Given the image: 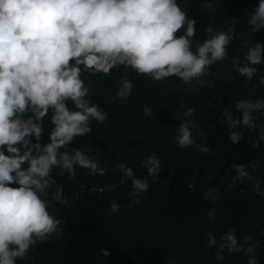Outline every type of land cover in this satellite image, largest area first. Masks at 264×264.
<instances>
[{"label": "clouds", "instance_id": "1", "mask_svg": "<svg viewBox=\"0 0 264 264\" xmlns=\"http://www.w3.org/2000/svg\"><path fill=\"white\" fill-rule=\"evenodd\" d=\"M216 3L205 0L208 9ZM241 20L246 32H236L233 20L219 27L210 22L203 39L193 40L196 21L178 0H0V264H17L31 245L64 226L48 211L49 197L65 203L63 186L52 175L55 168L69 177L77 168L94 176L106 172L100 160L72 146L75 137L91 131L92 121L106 119L101 105L90 100L82 72L109 74L124 66L156 81L175 76L203 84L210 66L227 61L238 78L253 81V91L222 107L218 120L226 125L231 144L254 133L252 147H264V122H259L264 117V74L256 68L264 64V43L252 38L264 30V0H256ZM230 46L240 55L229 57ZM133 89L132 80L121 76L114 97L125 99ZM193 112L191 107L183 111L175 128L173 139L180 147L194 143ZM143 114L152 112L145 107ZM46 128L47 140L41 143ZM140 166V176L125 163L116 166L121 182L128 181L135 193L147 192L162 170L154 152ZM250 169L256 170L255 161L234 163L230 186L251 179ZM262 184L264 180L252 179L251 187L264 198ZM202 196L215 201L220 193L210 185ZM110 208L117 211V201ZM214 213V208L206 213L209 223L215 222ZM205 235V248L214 250L216 261L228 252L240 254L241 264H260L259 243L252 236L238 237L232 227L219 236L212 229Z\"/></svg>", "mask_w": 264, "mask_h": 264}, {"label": "trees", "instance_id": "2", "mask_svg": "<svg viewBox=\"0 0 264 264\" xmlns=\"http://www.w3.org/2000/svg\"><path fill=\"white\" fill-rule=\"evenodd\" d=\"M178 3L195 19L193 40H197L203 39V28L210 22L219 27L233 20L236 32H246L241 18L256 0H217L214 10L206 7L205 0ZM252 38L264 43V30ZM233 54L240 55L230 46L227 55ZM256 68L258 75L264 74V64ZM81 76L90 88V100L101 105L106 119L92 121L91 131L75 137L72 146L100 160L106 172L94 176L77 168L69 177L59 168L53 170L63 186L65 203L49 197L48 211L64 226L31 245L17 264H167L168 259L176 264H241L240 254L224 252L223 260L216 261L214 250L205 248L207 230L219 236L228 227L238 237L248 235L258 241V259L264 264V198L251 187L252 179L264 180V147H252L254 133H245L239 143L231 144L226 125L218 120L222 107L253 91V81L238 78L227 61L210 66L203 84L175 76L156 81L124 66L109 74L82 72ZM121 76L134 84L125 99L114 97ZM254 92L260 94L259 89ZM145 107L151 116L143 114ZM189 107L196 122L194 143L180 147L173 139L175 128ZM46 140L47 128L41 143ZM153 152L161 160L160 176L147 192L135 193L128 181L121 182L116 166L125 163L140 176L144 174L140 161ZM251 161L256 162L251 179L230 186L231 166ZM210 185L218 189V200L203 198ZM113 200L119 204L115 212L110 208ZM213 208L215 222L209 223L206 213Z\"/></svg>", "mask_w": 264, "mask_h": 264}]
</instances>
